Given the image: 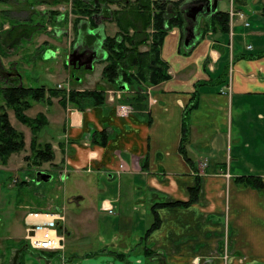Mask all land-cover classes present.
I'll return each mask as SVG.
<instances>
[{
  "label": "crops",
  "instance_id": "0c3cea01",
  "mask_svg": "<svg viewBox=\"0 0 264 264\" xmlns=\"http://www.w3.org/2000/svg\"><path fill=\"white\" fill-rule=\"evenodd\" d=\"M44 1L48 8L57 5ZM220 1L217 11L231 13L226 32L215 20L217 11L203 10L194 19L187 12L205 2L184 0V24L169 32L161 51L171 78L152 86L141 83L148 99L136 108L119 102L118 88L102 77L107 54H101L102 39L120 31L114 16L100 8L81 18L75 47L96 35L99 40L92 47L103 56L94 64V69L99 64V81L78 83L76 89L101 87L108 97L85 111L66 110L52 98L48 108L54 104L57 113L48 112L49 126L57 124L64 134L59 141L51 140V164L65 186H73L64 198L79 208L59 222L66 241L80 234L81 224L77 239L95 234L100 249L79 253L76 245L68 250L66 244L64 257L26 250L28 254L20 252L24 264H264V191L237 181L244 175L264 179V0H231V11L221 8ZM52 39L43 37L42 42ZM56 50L49 48L45 54ZM225 68L224 83L200 84ZM138 88L134 84L122 90L132 93ZM196 90L199 104L188 117L192 166L179 145L182 119ZM101 131L104 145L94 141ZM26 146L29 149L27 140ZM198 177L199 197L183 204L191 199L190 188ZM176 201L180 204H166ZM56 205L65 209L52 204L50 210L58 211ZM156 218L159 227L144 238ZM28 223L25 218L24 232Z\"/></svg>",
  "mask_w": 264,
  "mask_h": 264
},
{
  "label": "trees",
  "instance_id": "16d2710c",
  "mask_svg": "<svg viewBox=\"0 0 264 264\" xmlns=\"http://www.w3.org/2000/svg\"><path fill=\"white\" fill-rule=\"evenodd\" d=\"M41 2V0H35ZM67 0H53L55 4ZM43 2H45L43 0ZM184 0H72V12L79 15L91 16L98 12L100 8H107L109 13L114 16L118 23L120 31L115 36H107L103 47L107 52L106 63L103 69V78L115 87L138 84L139 88L134 92L121 91L118 101L128 103L132 108L142 105L148 99L145 88L141 83L157 85L171 78L169 63L161 57L162 46L166 36L176 26H183L184 17L181 11V5ZM119 6L118 9H110V5ZM56 13V11H51ZM230 12L217 11L215 20L220 24L221 30L225 32L229 29ZM31 21L33 20L30 19ZM81 19H75L74 25ZM41 24V23H40ZM40 24L29 22H20L7 29L4 34H0V52L7 54L8 49H13L25 39L39 31ZM223 26V27H222ZM96 36H88L89 43L94 42ZM142 45H148L147 50H141ZM10 52V50H9ZM227 68L214 79L200 84H222L226 81ZM17 84L0 87L5 104H0V162L7 164L10 156L14 153H20L26 149V136L23 131L17 129L10 121L7 107L14 110L16 118L23 124L31 128L32 137L30 141V153L25 156L28 162V169L41 166L44 163L53 162L55 151L53 144L47 141H41L40 131L48 124V119L43 113L35 117L28 116L26 110L31 108L33 103L41 102L51 106L53 97H60L59 103L65 109H77L85 111L92 106L101 105L108 97L107 90L104 88L77 90L75 88L67 90L66 88H47L45 85L38 87L25 86L21 84L20 78L16 79ZM199 84V85H200ZM199 90L193 93L190 103L187 105L182 119L181 141L179 145L180 152L186 161L195 166L188 154V143L191 135V125L189 112L199 104ZM145 105V103H143ZM151 121V118L148 119ZM95 142L105 144L104 133H95ZM101 140L99 138H102ZM35 175V171L33 173ZM11 176V175H10ZM237 181L244 185L264 191V179L258 175L240 176ZM20 185L29 186L27 179H22ZM201 190L200 178H197V184L190 188L191 199L183 204H190L197 200ZM166 204H180L179 201ZM160 220L156 218L155 222L146 230L144 238L159 227ZM59 228V226H58ZM61 233L62 230L59 228ZM26 242L20 240L18 244ZM19 244V245H20ZM27 244V243H26ZM28 246V244H27ZM29 247V246H28ZM38 251V250H37ZM51 257L62 256L59 251H46ZM118 258L123 257L121 252H113ZM92 254V253H91Z\"/></svg>",
  "mask_w": 264,
  "mask_h": 264
},
{
  "label": "rangeland",
  "instance_id": "374dc122",
  "mask_svg": "<svg viewBox=\"0 0 264 264\" xmlns=\"http://www.w3.org/2000/svg\"><path fill=\"white\" fill-rule=\"evenodd\" d=\"M24 1L0 0V19L5 20V22L0 20V34H4L13 25L24 21L29 22L32 18L33 20L30 22L41 23V29L27 38L25 42L17 45L14 48L15 50L12 48L8 49L6 51L7 54L0 52L2 65L8 69L17 71L21 84L25 86L38 87L45 85L47 88L60 87L71 90L73 88L76 89L78 83L87 84L90 82L88 84H93L94 82H98L99 75L97 73L99 64L93 71H89L84 67L75 69L68 63L69 55L75 51L80 23L79 21V23L74 25V20L81 19L86 15L72 12V0L52 5L53 8H48L49 5L43 4V0L41 2L31 0L28 1L27 10L25 9ZM220 2L221 8L231 11V0H221ZM6 7H10V9ZM51 11H56V13H52ZM25 17L27 18L26 20L24 19ZM47 36L53 37V39L44 44L45 42H42V38H46ZM49 48H57V50L56 52H51V54H45V51ZM64 73L67 78H62ZM89 76H91V79H89ZM6 85V81L0 78V87ZM59 99L60 97H53L54 103L59 104ZM0 104H5L1 92ZM48 107L46 103L35 102L31 108L26 110V113L31 117L43 113L47 117L48 124L39 133L41 141H59V136H63L64 133L57 124L49 126L51 118L48 114V112H52L53 110L57 113V106L53 104L51 108ZM7 111L11 123L17 129L24 132L29 147L32 137L31 128L16 118L13 109L7 107ZM29 153L30 150L27 148L20 153L11 155L6 165L0 162V264H11L16 250L20 247L18 240L24 235V219L29 212H60L69 218L72 212H78L79 209L64 198L67 194L72 193L71 188L73 186L71 184L65 186L64 180L60 178L58 171L52 170V166L54 165L51 163L54 161L50 162V164L44 163L30 170L27 167L28 162L25 160V156ZM203 165L206 166L207 162H204ZM46 169H49L50 172H46ZM34 171L35 175H33ZM38 171L51 174L52 178L49 181H39ZM62 172L64 173V171ZM22 179H27L29 186L20 185L16 187L21 183ZM52 204H59L61 207L65 205V209L59 210L58 205H56L55 208L58 211H51L50 207ZM77 227L80 231L79 235H81L82 225L78 224ZM79 235L67 237L68 240L65 243L68 244V250L73 248V245H76L79 253L100 249V247H97L98 238L95 234L77 239ZM28 251L33 254L37 252L42 253L31 247L28 248ZM26 254L28 253L26 252ZM224 255V260L227 261V251H225ZM24 260L25 256L23 254L20 256V263L24 264Z\"/></svg>",
  "mask_w": 264,
  "mask_h": 264
},
{
  "label": "built area",
  "instance_id": "2783aa9c",
  "mask_svg": "<svg viewBox=\"0 0 264 264\" xmlns=\"http://www.w3.org/2000/svg\"><path fill=\"white\" fill-rule=\"evenodd\" d=\"M234 14V11H232ZM120 91L117 95L120 96ZM113 212V209H108ZM27 226V243L28 246L38 251H59L63 253L66 249V236L59 231V222L65 220L62 213L50 211H33L26 216ZM30 232H33L30 235Z\"/></svg>",
  "mask_w": 264,
  "mask_h": 264
},
{
  "label": "water",
  "instance_id": "95a60500",
  "mask_svg": "<svg viewBox=\"0 0 264 264\" xmlns=\"http://www.w3.org/2000/svg\"><path fill=\"white\" fill-rule=\"evenodd\" d=\"M205 3L198 4V6L194 7L192 11H188L187 15L196 19L200 13H203V10H206L207 14L215 13L218 10V0H202ZM205 4V5H204ZM182 12L185 13L184 8L181 9ZM95 42V41H94ZM95 43H91L89 46H94ZM94 51L91 52L90 55H88L85 58V53H80L76 49L75 51L69 55L68 63L69 65H72L75 69L84 67L86 70H92L94 69L95 61H98L99 59H95ZM107 58V55L103 57L105 60ZM126 89L125 86L120 88ZM37 174L39 175V181H49L52 178L51 174L44 173L42 171H38ZM33 232H30V235H32ZM16 259V258H15Z\"/></svg>",
  "mask_w": 264,
  "mask_h": 264
},
{
  "label": "flooded vegetation",
  "instance_id": "af4514ba",
  "mask_svg": "<svg viewBox=\"0 0 264 264\" xmlns=\"http://www.w3.org/2000/svg\"><path fill=\"white\" fill-rule=\"evenodd\" d=\"M94 36H96V35H94ZM105 38L106 37H104L102 40H103V43H102V46H103V44H104V40H105ZM86 41L85 42H87V44H84V45H81V46H78V47H75V49L78 51V52H80V53H85V58L88 56V55H90L91 54V52L92 51H94L95 53H94V55H95V59H97V58H100V57H102L103 55H101L102 54V52H105V53H107L106 52V50L104 49V47L102 48V51H101V54L99 53V50H98V48H97V46H95V47H92V46H89L91 43H93V42H91V43H89L88 41H87V39H85ZM95 40H97V42H98V37L96 36V39ZM107 55V54H106ZM83 68V67H82ZM77 69H78V67H77ZM79 69H81V68H79ZM0 78H2L4 81H6V86H9V85H13V84H17L18 82H15V80L16 79H18L19 78V76H18V73H17V71H13L12 69H8L6 66H4V65H2V61L0 60ZM76 79V78H75ZM118 89H117V91L119 92V91H121V89H120V87H117ZM69 110V109H68ZM23 237H25V238H23ZM23 237H20L21 239H19L18 240V242H20V240H22V239H25L26 240V237H27V230H26V232H24V235H23ZM27 240H26V242H24V243H22V244H20V247H19V249H17L16 250V252H15V254H14V257H13V259H12V262H11V264H21L20 263V252H22V251H26V249L28 250V246H27ZM16 258V259H15Z\"/></svg>",
  "mask_w": 264,
  "mask_h": 264
},
{
  "label": "bare ground",
  "instance_id": "6f19581e",
  "mask_svg": "<svg viewBox=\"0 0 264 264\" xmlns=\"http://www.w3.org/2000/svg\"><path fill=\"white\" fill-rule=\"evenodd\" d=\"M198 1H200V0H198Z\"/></svg>",
  "mask_w": 264,
  "mask_h": 264
}]
</instances>
